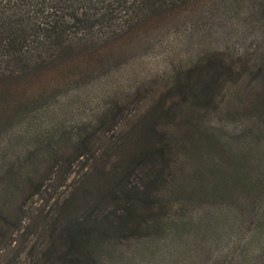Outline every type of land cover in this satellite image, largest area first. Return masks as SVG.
<instances>
[{"label": "trees", "instance_id": "obj_1", "mask_svg": "<svg viewBox=\"0 0 264 264\" xmlns=\"http://www.w3.org/2000/svg\"><path fill=\"white\" fill-rule=\"evenodd\" d=\"M247 2L0 0V244L26 229L33 195L56 203L77 165L108 181L80 214L45 220L71 264H102L96 251L112 231L182 232L193 225L190 206H216L262 232L261 56L198 53L172 65L166 82L118 63L131 50L165 53L174 39L167 23L203 28ZM257 9L264 30V1ZM67 78L90 83L58 92ZM73 96L94 104L77 110Z\"/></svg>", "mask_w": 264, "mask_h": 264}, {"label": "rangeland", "instance_id": "obj_2", "mask_svg": "<svg viewBox=\"0 0 264 264\" xmlns=\"http://www.w3.org/2000/svg\"><path fill=\"white\" fill-rule=\"evenodd\" d=\"M263 1L247 2L242 6L244 12L234 13L233 10L222 23L219 22L220 13H217V18L203 28L193 27L190 19L185 23L182 19L175 24L167 23L166 27L174 39L165 53L161 50V55L146 48L139 58V51L131 50L118 63H128V71H137L150 81L166 82L172 65L194 59L195 54L206 51L210 53L225 49L233 54L237 50L241 60L252 62L255 56H261L264 62V30L256 22L261 16L257 8ZM246 8L252 9L253 13H246ZM135 58L137 63L134 64ZM52 65L54 63L46 68H53ZM89 83L90 80L75 83L67 78L57 90L75 93L72 91L87 90L85 86ZM73 100L72 105L77 110H81L82 105L94 104L93 98L87 105L83 97L73 96ZM85 168L77 165L75 177L66 188L58 190L56 203L49 200L43 205L41 196L37 194L28 199V208L24 212L28 225L23 232H17L10 242L0 244V264H71L60 251V240L55 241L48 236L50 225L45 220L54 222L76 216L87 206L96 203L98 193L107 186L108 178L105 174L96 173L93 167L87 171H84ZM220 175L230 181L229 170H224ZM140 177L136 174L135 181H139ZM216 208L210 205L190 206V211H186L188 215L191 213L195 216L193 225L176 234L170 232L151 237L112 231L106 243L95 250L96 256L102 264H264V228L259 232L253 225L254 228L240 225L230 214L223 216ZM252 233L255 236L250 239Z\"/></svg>", "mask_w": 264, "mask_h": 264}]
</instances>
